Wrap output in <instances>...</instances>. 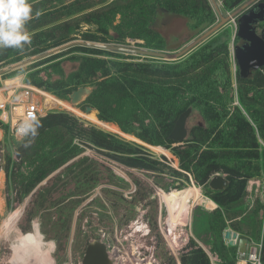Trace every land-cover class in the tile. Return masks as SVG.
<instances>
[{"label": "rangeland", "instance_id": "rangeland-1", "mask_svg": "<svg viewBox=\"0 0 264 264\" xmlns=\"http://www.w3.org/2000/svg\"><path fill=\"white\" fill-rule=\"evenodd\" d=\"M76 1L79 0H64L51 8L50 0H28L33 10L32 19L26 25L31 39H38L42 33L51 39L48 35L57 31L53 38L66 36L70 41L3 67L0 71L30 61L0 76V83L11 80L29 83L36 79L66 81L79 69L84 56L116 63L171 65L184 61L202 47L220 48L225 43L227 53L224 58L232 84L230 112L236 107L249 119L240 103L236 83L233 48L238 43L235 39L237 15L232 16L249 0L231 11L225 9L223 0H206L216 22L191 41L183 19L169 16L160 21L156 26L158 32L169 39L172 50L177 49L163 60L91 46L138 48L135 46L137 41L132 38H127L126 45L83 40L90 35L101 38L95 26L82 22L83 15L123 8L130 1L81 0L82 5L92 8L86 9L85 14L66 15L65 6ZM227 18L228 21L215 32L188 52L184 51ZM53 19L59 20L53 23ZM119 20L117 15L115 23ZM66 28L68 34L62 35ZM113 37L118 35L113 32ZM172 37L175 40L171 41ZM37 43H31L27 49L32 50V44ZM66 45L71 46L37 59ZM86 47L104 52L92 54L84 49ZM58 67L59 70H55ZM180 80V76H174V82ZM86 88L92 92L91 86ZM86 99L78 105H72L69 98L55 100L59 107L51 114L64 116L68 125L77 131L73 138L64 129L58 130L63 142L69 144L70 156L37 184L28 182L32 171L26 170L19 158V150L31 141V137L0 143V264H82L86 247L95 242L106 246L108 264H253L251 256L260 259L264 238V171L258 177L248 178L242 206L244 213L240 217L231 214V220L226 214V226L221 234L224 250L221 253L213 251L208 214L218 207L214 203L216 207L211 210L212 203L205 205L204 202L210 200L206 197V188L199 185L192 172L179 169L178 160L171 151V147L177 145L165 148L148 144L135 136L133 130L126 132L118 121L100 119L98 111L87 104ZM115 106L121 112L119 119L125 121L130 116L131 104L125 101L115 103ZM87 107L92 108V112L86 114ZM198 125L205 126V119L198 110L192 109L187 122L189 133ZM132 126L138 127V124L133 122ZM189 138L188 135L186 140ZM259 143L264 147L262 141ZM216 175L227 176L220 171L207 183ZM20 176L24 177L23 182ZM231 176L238 177L232 173ZM259 206L258 214L251 217ZM240 239L247 240L244 260H239L237 253Z\"/></svg>", "mask_w": 264, "mask_h": 264}, {"label": "trees", "instance_id": "trees-1", "mask_svg": "<svg viewBox=\"0 0 264 264\" xmlns=\"http://www.w3.org/2000/svg\"><path fill=\"white\" fill-rule=\"evenodd\" d=\"M63 1L50 0L51 8ZM127 1H130L129 4L123 8L85 14L86 9L92 7L82 5L83 2L79 0L66 5L65 10L68 16L85 14L82 22L97 28L101 38L90 35L83 39L85 42L126 45L127 38H132L137 41L135 46L138 48L164 52L177 50L170 48L169 39L156 28L165 18L171 16L183 19L184 27L190 35L189 41L216 22V16L206 0ZM245 1L223 0V3L225 9L231 11ZM117 15L120 16L118 24L115 23ZM58 20L53 19V23ZM113 32L118 35L117 38L113 37ZM53 33L48 35L51 39L44 36L45 33L38 39H31V43L38 42L32 44V50L27 49L31 43L22 49L0 48V69L20 62L25 56L43 54L70 41L66 36L56 40L53 37L57 31ZM67 34L66 28L62 35ZM84 49L92 54L104 52L92 47ZM226 53L225 43L220 48L206 46L184 61L171 65L116 63L84 56L79 69L66 81L36 79L35 82L26 83L43 88L61 100H68L69 95L78 88L91 86L92 92L86 103L98 111L100 119L118 121L126 132H130L128 129L133 130L135 136L148 144L165 148L175 145L168 136L178 117L189 108L198 110L206 125L193 127L189 133L190 138L183 144L171 147V151L178 160L179 169L186 173L192 172L199 185L206 188V197L218 207L208 214V225L212 250L221 253L224 250L221 234L226 226V214L229 220L232 219L231 214L242 216L247 180L258 177L264 171V147L259 143L262 141L264 144V67L248 79H241L236 68L239 100L249 117L247 119L236 107L230 112L233 98L230 69L224 58ZM55 70H59V67ZM174 76H180L181 80L174 82ZM125 101L131 104L132 109L130 116L121 121V112L115 103ZM133 122L138 127H133ZM61 128L73 138L76 135L77 129L70 127L64 116L49 113L23 138L31 137V141L19 150V158L25 164V169L32 171L28 177L31 184L40 182L70 156L69 144L64 143L62 136L58 135ZM220 171L227 175L224 178L227 186L215 191L207 181ZM231 173L238 177L231 176ZM20 177L23 182L24 177ZM259 209L260 206L251 217L257 215ZM237 231L251 235L239 229ZM260 263L264 264V238Z\"/></svg>", "mask_w": 264, "mask_h": 264}, {"label": "water", "instance_id": "water-1", "mask_svg": "<svg viewBox=\"0 0 264 264\" xmlns=\"http://www.w3.org/2000/svg\"><path fill=\"white\" fill-rule=\"evenodd\" d=\"M258 0H249L245 2L237 11L233 13L232 16L237 15V29L235 37L244 42L242 46H235L234 60L236 61L238 67L239 77L241 79H248L251 77L252 73L264 67V28L260 35L256 33V26L260 23H264V3L260 2L254 7L248 9L243 14L238 17L240 12L247 9L251 3L256 2ZM228 18L222 21V23L217 24L215 27L211 28L205 35L191 43L184 51L188 52L194 46H196L201 40L215 32L224 22H227ZM74 44V43H73ZM71 44V45H73ZM71 45H66L60 49H56L50 53L41 55L37 59L45 58L52 54L58 53ZM90 45V44H87ZM97 46L99 48L109 50L112 52L154 58L163 60L167 58V54L169 52H155L150 50H143L138 48H128L123 46H102V45H91ZM30 62V61H29ZM22 63L17 66L11 67L10 69H6L4 71H0V76L5 73L15 70L23 66ZM91 93V90L86 87L78 88L76 91H73L69 95V100L72 105H78L84 99H86ZM92 112V108H86V114ZM192 113V109H187L184 113H182L178 119L176 120L172 131L170 132L168 139L175 144H183L186 141L189 130L187 128V122ZM227 186V182L223 177L216 175L212 177L209 182V187L212 190L220 191L223 190ZM247 250V240L240 239L237 245V253L239 260H244ZM82 264H108V253L106 250V246L103 243L95 242L93 244H89L84 253V257L82 260Z\"/></svg>", "mask_w": 264, "mask_h": 264}, {"label": "built area", "instance_id": "built-area-1", "mask_svg": "<svg viewBox=\"0 0 264 264\" xmlns=\"http://www.w3.org/2000/svg\"><path fill=\"white\" fill-rule=\"evenodd\" d=\"M55 100L43 88L23 80L0 83V143L23 139L40 119L59 107ZM250 260L261 264L255 255Z\"/></svg>", "mask_w": 264, "mask_h": 264}, {"label": "clouds", "instance_id": "clouds-1", "mask_svg": "<svg viewBox=\"0 0 264 264\" xmlns=\"http://www.w3.org/2000/svg\"><path fill=\"white\" fill-rule=\"evenodd\" d=\"M32 11L28 0H0V48L21 49L30 43L26 25Z\"/></svg>", "mask_w": 264, "mask_h": 264}, {"label": "flooded vegetation", "instance_id": "flooded-vegetation-1", "mask_svg": "<svg viewBox=\"0 0 264 264\" xmlns=\"http://www.w3.org/2000/svg\"><path fill=\"white\" fill-rule=\"evenodd\" d=\"M260 2H263V3H264V0H258V1H256V2L251 3L250 6H248L247 9L243 10L242 12H240V14L238 15V17H240V15L243 14L245 11H247L248 9L254 7L255 5H257V4L260 3ZM236 21H237V20H236ZM263 28H264V23H260V24H258V25L256 26V33H257L258 35H260L261 32H262V30H263ZM235 39L238 41V43H237L235 46H242V45L244 44V42L241 41L240 39H238L237 37H235ZM235 46H234V47H235ZM233 50H234V48H233ZM235 62H236V61H235ZM236 68H237V70H238L237 64H236ZM261 69H262V68H261ZM261 69H259V70H261ZM257 71H258V70H257ZM255 72H256V71H255ZM253 73H254V72H253ZM253 73H252V74H253ZM251 76H252V75H251Z\"/></svg>", "mask_w": 264, "mask_h": 264}, {"label": "crops", "instance_id": "crops-1", "mask_svg": "<svg viewBox=\"0 0 264 264\" xmlns=\"http://www.w3.org/2000/svg\"><path fill=\"white\" fill-rule=\"evenodd\" d=\"M204 203H205V205H209V203H212L213 206L211 207V210L214 209V208L216 207V205H215L212 201H210V200H207V201L204 202ZM209 206H210V205H209Z\"/></svg>", "mask_w": 264, "mask_h": 264}]
</instances>
